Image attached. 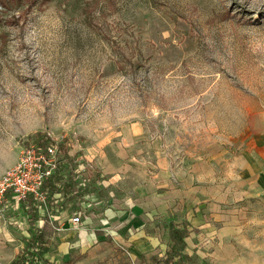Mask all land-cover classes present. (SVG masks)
I'll use <instances>...</instances> for the list:
<instances>
[{
    "label": "rangeland",
    "instance_id": "374dc122",
    "mask_svg": "<svg viewBox=\"0 0 264 264\" xmlns=\"http://www.w3.org/2000/svg\"><path fill=\"white\" fill-rule=\"evenodd\" d=\"M128 122L183 163L218 146L225 168L264 152V0H0V174L28 143L59 139V171L78 184L70 210L108 195L123 209L85 151ZM55 193L61 210L69 194ZM138 258L174 264L150 248Z\"/></svg>",
    "mask_w": 264,
    "mask_h": 264
},
{
    "label": "crops",
    "instance_id": "0c3cea01",
    "mask_svg": "<svg viewBox=\"0 0 264 264\" xmlns=\"http://www.w3.org/2000/svg\"><path fill=\"white\" fill-rule=\"evenodd\" d=\"M104 140L100 148L85 151V156L94 160L109 186L126 197L128 205L116 208L108 195L105 203L97 205V216L84 228H76L70 221L72 200L58 210L49 199L50 212L43 224L34 225L26 206L16 209L10 204L7 221L0 216V264H15L37 231L47 241L43 256L57 264H113L116 257L118 264H137L147 248L166 254L170 220L185 223L186 246L183 258L167 262L175 264L193 256L197 263L186 264H264L261 149L234 156L225 168L220 164L223 147L183 163L149 138L140 122L124 123ZM63 175L72 179L68 173ZM59 212L62 220L57 223L53 220ZM17 213L22 216L21 223L12 218ZM101 216L114 223L115 238L103 232Z\"/></svg>",
    "mask_w": 264,
    "mask_h": 264
},
{
    "label": "built area",
    "instance_id": "2783aa9c",
    "mask_svg": "<svg viewBox=\"0 0 264 264\" xmlns=\"http://www.w3.org/2000/svg\"><path fill=\"white\" fill-rule=\"evenodd\" d=\"M60 143L59 139H51L44 145L28 143L17 161L0 174V216L5 221H7L6 212L10 204L14 208L20 209L23 201L32 196L36 201L38 215L39 211L44 213L38 219L43 224L45 216L50 212L48 203L52 197L51 192L45 187V183L55 173L59 165L64 163L63 154L60 153ZM71 155L74 156V154ZM82 165L85 164H80L79 167L72 170L77 173V170L91 171V168L94 167L91 161L88 162V167L83 166L82 168ZM96 175L98 178L100 175V180H96L98 184L107 183L105 178H102V174L96 173ZM56 193L57 196L61 197V191ZM91 207L92 203L86 208L83 207L70 212V221L74 227L82 228L86 222L97 216ZM21 217L17 213L12 218L15 222L21 223ZM54 217V222H61L60 212ZM100 222L104 225L105 234L116 235V231L113 229L114 225L113 223L109 225L107 217H103ZM55 227L59 228L57 225Z\"/></svg>",
    "mask_w": 264,
    "mask_h": 264
},
{
    "label": "trees",
    "instance_id": "16d2710c",
    "mask_svg": "<svg viewBox=\"0 0 264 264\" xmlns=\"http://www.w3.org/2000/svg\"><path fill=\"white\" fill-rule=\"evenodd\" d=\"M47 138V137H46ZM48 141V140H47ZM47 143L45 138L38 140V144L44 145ZM64 142L60 143V151L64 150ZM65 151V150H64ZM74 156H67V160H73ZM61 166V165H60ZM59 166V167H60ZM57 168L55 173L47 179L45 187L51 192L63 191L65 194H69V200L73 199V193L76 184L73 181V178L64 179L63 173L59 171L60 168ZM72 177V175H70ZM26 206V211L30 215L29 222L34 225L39 219L36 201L32 196H29L23 203ZM170 240L167 245L166 254L167 261H174L175 258H183V250L186 246L185 234H186V225L184 222L178 223L173 220L168 222ZM47 248V241L43 238L42 234L37 231L32 237L27 241L26 245L22 248L20 254L15 259V264H57L46 259L43 256ZM187 255H185L186 257Z\"/></svg>",
    "mask_w": 264,
    "mask_h": 264
}]
</instances>
